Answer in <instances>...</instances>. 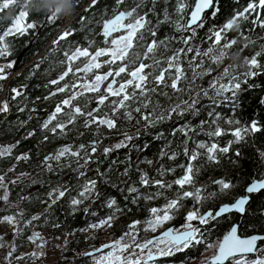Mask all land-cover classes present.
Instances as JSON below:
<instances>
[{"label":"trees","instance_id":"obj_1","mask_svg":"<svg viewBox=\"0 0 264 264\" xmlns=\"http://www.w3.org/2000/svg\"><path fill=\"white\" fill-rule=\"evenodd\" d=\"M68 2L72 9H63L54 21L48 17L59 6L57 0H16L8 9L0 10V34L13 25L20 11H27V21L35 25L22 35L6 36L3 42L11 51L9 62H15L12 67L4 68L6 79H0L2 99L8 104L6 112L0 111V151L10 149L0 156V176L7 181V201L11 203L0 209V219L14 217V223L24 228L19 236L22 240L19 249L25 247L24 236L30 226L37 223L40 229L50 230L52 236L63 237V247L54 264H99L98 257L107 248V241L133 231L144 244L149 240L144 238L158 234L161 229L148 234V224L155 215H163L171 201L178 200L179 206L168 210L171 219L162 221L163 226L186 227L189 212L217 211L222 204L246 192L253 180L264 177V68L252 69L257 72L255 76L245 75L249 71L245 59L258 52L261 55L256 58L264 66V26L259 23V19H264V8L246 14L247 19H241L237 28L226 33L227 41L236 43L225 50L227 55L220 63H215L209 57L197 56V52L203 53L212 47V33L235 13L243 11L251 0H215V9L205 12L202 26L191 28L181 26L187 25L195 0H122L119 3L118 0H97L95 5L92 0ZM181 3L185 5L183 10ZM132 9H136L134 15L143 16L147 23L144 40L133 49L129 59H135L137 54L143 57L153 39L165 41L152 58L143 60L152 65L145 69L150 74L148 87L156 89L147 94L148 107L142 106L140 101L144 98L139 97L113 114L111 101L117 97H109V101L99 105V92L81 95L77 94L76 87V104L72 101L71 105L64 106V112L44 128L57 104L74 92V68L78 61H69L65 53L70 55L78 47L93 49L105 44L108 37L103 35L104 21L120 11ZM65 31L71 35L59 39ZM185 39L188 44L184 43ZM188 47L194 51L181 54L179 59L186 77L178 83L181 91L167 86L176 74L175 69L165 74L166 85L154 83L153 78L168 68V58ZM218 52L219 49H214L213 55ZM154 61L160 64L157 66ZM69 64L73 72L60 80ZM6 65L0 56V66ZM208 68L212 71L194 76ZM225 68L236 76L234 82L240 88L233 89L230 78L223 77L219 83L227 90L217 95L210 84L223 76ZM53 80L59 83H50ZM66 85L64 92L57 91ZM12 89L19 90L21 95L16 96ZM204 91L208 92L207 96L203 95ZM193 100L195 105L187 107ZM177 105V111H170ZM77 106L83 113L93 112L96 122H91L87 115L74 113ZM137 107L141 108L140 112L135 111ZM71 116L75 119L69 124ZM102 118L114 119L115 127L99 124ZM253 122L259 131L249 130L242 132L241 139L235 137L236 128L250 129ZM57 123L66 127L54 133L51 129ZM217 129L222 135H213ZM201 143L206 147H198ZM117 144L122 146L117 148ZM212 144L229 150L216 151L215 159H209L207 147ZM65 147L79 152V156L66 153L59 160L52 158ZM105 149L111 151L105 152ZM193 153L197 154L196 160L190 159ZM23 156L27 159H18ZM189 164L193 168V183L181 188L175 181L185 175ZM90 181L95 182L94 186ZM156 181H161L163 186ZM218 181L231 187L223 190ZM86 187L91 191L85 192ZM197 189L200 199L183 196L184 192ZM53 190L64 191L65 195L50 196ZM73 200L80 203L73 205ZM153 208L158 210L155 215ZM241 218V233L264 232V189L252 193L244 214L230 211L204 225L198 220L191 221L203 233L202 237L198 234L202 243L170 255L155 253L152 260L146 256L141 264L144 261L193 264L206 250L216 249L220 239ZM93 226H97L95 231H90ZM134 250L139 249L133 247ZM261 254L264 255V241L257 253L248 257Z\"/></svg>","mask_w":264,"mask_h":264},{"label":"snow or ice","instance_id":"obj_2","mask_svg":"<svg viewBox=\"0 0 264 264\" xmlns=\"http://www.w3.org/2000/svg\"><path fill=\"white\" fill-rule=\"evenodd\" d=\"M122 2V0H118V3ZM16 0H0V10L8 9L11 5L15 4ZM97 3V0H92V5H95ZM185 5L183 3L180 4V9L183 10ZM257 8H264V0H251V2L247 5V7L241 11L237 12L233 15V17L225 22L220 28L215 30L210 39L212 40V47H209L207 51H204L203 53L197 52V56H204L209 57L213 62L220 63L225 56L227 55L226 49L230 48L232 45L236 43L235 40L227 41L226 33L229 30H233L239 26V21L241 19H247L246 14H250L251 12H255ZM208 9H215V0H196L194 10L191 11L190 18L187 22V25L181 26L185 28H191L193 25L195 27L202 26V17L201 14ZM62 11V8L60 6L57 7V9L54 12L50 13V16L48 19L50 21H54L55 18L59 16V13ZM216 11L218 9L213 11V15L216 14ZM136 12V9H132L128 12H120L117 15L114 16V18L104 21L103 23V35L107 37H111L114 32H122V35H119L118 37L112 38L110 41H107L110 44V47L108 48H98L94 53L89 52L88 49H81L76 48L74 52H72L70 55L68 53H65L67 59L71 62H75L76 60H79L81 57H84L87 59V63H85L84 68L75 69L76 72H93L94 69H100L103 64H109V65H116L115 69H110L108 72L103 74H95L93 81L81 85L85 89L86 92H99L100 91V85L102 82L109 80V77H112L111 81L107 84V87L105 89V94H102L99 96L98 104L104 105L106 101H109V97H117L118 99L112 100V112L113 114H116L120 111V109H124L128 107V102L137 100L139 97H143L144 100H141L140 103L143 107H148V103L145 101L148 100V93L156 91L155 88H149V73L145 71V69L152 67V65H148L143 62L144 59H149L154 56L157 49L163 45H165V41H156L153 39L150 43L147 44L145 51L143 53V57L140 55H136L135 59H129L130 55L132 54V51L134 48L138 47L140 43L144 40V31L146 30V23L147 21L143 16H136L134 15ZM259 18V13L257 14ZM28 12L27 11H20L18 15L14 18L13 25L7 29L3 34H0V56L7 55V45L4 42L6 36L8 35H17V34H24L29 29H32L35 27V25L31 22L27 21ZM130 17V19L127 23H125V18ZM83 19V18H82ZM259 23L261 26H264V19H259ZM194 32V29H193ZM71 35L70 31H65L62 33L59 39H64L67 36ZM152 36H155V32H151ZM190 39V38H189ZM55 43V42H54ZM185 44H188V39L184 40ZM214 49H219L218 54L213 55ZM194 51L191 47H188L187 49H179L178 51L174 52L171 57L168 58V68L162 69L158 75H156L153 78L154 83L158 85H166V79L165 74L169 71V69H175V75L171 78L170 86L175 91H181L180 88H178V83L185 79L183 75V69L179 66V59L181 54H185L186 52H192ZM261 53H256L251 58L245 59V64L249 66V71L245 75L255 76L257 75L256 71H253L252 69H261L264 68L259 61L257 60V56H260ZM101 57H107L108 59L101 61ZM195 59V57H194ZM139 60V64H136V61ZM127 61V62H126ZM154 63L158 66L160 64V61H154ZM131 66V70H129ZM201 65L198 63L196 65L197 68H199ZM5 67H12V64L9 63L6 66H0V79H6V75L4 74V68ZM212 69L208 68L203 73H194L195 75H203L211 72ZM73 72V68L71 64H69L67 70L63 73V75L60 76V80H63L66 76L69 75V73ZM122 74H125L127 79H124L122 82L118 81L116 78L121 77ZM223 77H229L230 83H232L233 89H239L240 84L238 82H234L236 80L235 75H230L229 68H225L223 72L222 77H218L216 81H214L212 84H210V87L215 89L216 94L220 95L224 91L227 90L226 86L224 84L219 83V79H222ZM50 83L57 84L59 83L58 80H53ZM114 85H118V87H114ZM66 87L58 88V92H64L66 90ZM73 87H76V85H73ZM131 88L132 91L129 92L128 89ZM12 91L15 93L16 96L21 95V92L17 89H12ZM55 95V93H53ZM83 95V93H81ZM204 96L208 95L207 91L203 92ZM76 99V97L70 96L67 99H64L61 101L60 104H57L54 112L49 117V120L45 122L43 125L44 128H48L49 123L57 119L58 114H61L64 112V106L71 105L72 101ZM196 101L193 100L192 104H188L187 107L191 108L195 105ZM179 108V105H177L175 108L171 109L170 111L175 112ZM8 110V104L7 102H3L0 104V111L6 112ZM74 113L80 114V115H87L91 122H96V118L93 116V112L83 113L80 107H74L73 109ZM98 111V109L93 110ZM135 111L140 112L141 108L137 107ZM130 117V113H128ZM75 119V116H71L68 120V123H72ZM144 119H148L147 116L144 117ZM159 119H164V117H159ZM99 124L106 125L109 128L115 127V120L109 119V118H102L98 120ZM66 125L63 123H57L54 127H52L51 131L56 132L57 129L63 131L65 129ZM259 131V128L257 127L256 123L253 122L250 126V129H240L236 128L234 130V135L237 139L242 138V132L246 133L247 131ZM31 135V133H30ZM213 135L220 136L222 135V131L217 129L213 133ZM130 139V137L128 138ZM122 144H117L115 147L119 148ZM81 148H84L83 145L80 146ZM200 148H205L206 145L201 143L198 145ZM10 149H6L3 151H0V156H3L6 154L7 151ZM228 147L219 148L218 145L212 144L211 146L207 147V152L209 153V159H215V156L213 153L216 151L220 152H228ZM92 151L95 152V147L92 148ZM105 152L111 151V149H105ZM66 153H71L73 156H79V152H71V149L68 147L62 148L58 151V153L52 157L53 159L59 160L61 157L65 156ZM23 158L27 159V156L19 157L18 159ZM48 158L46 157V160ZM191 160L197 159V154L193 153L190 157ZM4 177L0 176V188L5 187L3 184ZM143 182L145 184L148 183L147 179H144ZM92 186H94V181L89 182ZM157 184H161V181H156ZM175 183L181 188L185 184H191L193 183V168L191 164L188 165L185 175L176 180ZM217 183H220L222 185V189L226 190L231 187L229 183H224L222 181H218ZM163 186V185H162ZM171 186V185H167ZM264 189V180L255 181L253 182L246 191L248 193H253L257 190ZM90 188H85V192H90ZM199 189L196 190V192H184V197H193L195 199H200L199 197ZM51 195H57V197H63L65 195L64 191H59L57 193L56 190H53V193H50ZM83 196L84 193H81ZM0 199H7V194L3 197H0ZM247 201V197H242L236 201L235 204L231 205L230 207L228 205H224L220 208L218 212L215 214L209 212L205 215H200L197 211H192L187 214V221L189 223L186 225V230L181 232H174V230L169 229L168 231L163 233V237L166 239H159L157 243H164L166 245L165 249H160V255H170L173 251H182L185 249H189L193 247L195 244H200L203 242L202 239L198 238V234L200 237L203 236V233L200 232V229L195 227L191 221L198 220L199 224L204 225L208 224L210 220H215L216 217L220 216L221 214L231 211L232 209H237L240 212L244 211V205ZM73 205H76L80 203L79 200H73ZM179 206L178 200L171 201L167 206L166 209L163 211V215H155L157 213V209L153 208L151 211L155 215L154 221L149 222L155 230V227H157L162 221H166L171 219V216L168 214V210L174 209ZM5 221L12 223L14 222V217L8 216L3 218ZM33 219H38V217H33ZM138 223V222H136ZM237 228L235 226L232 227L230 233L224 237L223 242L219 244V254L215 255L212 258V261L210 264H222L223 261L227 260L229 257H234L238 253L239 254H246L250 253L256 250L255 245L256 241L258 239L264 240V237H250L246 239H241L237 236ZM38 235V234H37ZM128 235V234H126ZM29 239H33L32 237H29ZM153 240H149L144 244H135L134 247L136 249H140V253H136L132 251L133 245L124 244L120 246L117 250L121 253L128 252L129 254L127 256L124 255H115L114 252L108 253V264H141V257L143 254V250L148 247V245L153 244ZM120 241H114L111 246L106 245L105 247H113L117 248L118 245H120ZM11 255V253H9ZM153 254L151 252L148 253L147 260H152ZM99 264H105L104 259H102ZM144 264H147V261H144ZM235 264H246V261L243 259V257L240 260H237ZM253 264H264V259H258L253 262Z\"/></svg>","mask_w":264,"mask_h":264},{"label":"rangeland","instance_id":"obj_3","mask_svg":"<svg viewBox=\"0 0 264 264\" xmlns=\"http://www.w3.org/2000/svg\"><path fill=\"white\" fill-rule=\"evenodd\" d=\"M122 35V34H121ZM118 37V36H117ZM89 50V52L94 53L97 48L92 49L90 47H85ZM81 48V49H85ZM75 51V50H74ZM72 51V52H74ZM71 52V53H72ZM7 55L2 56V62L6 65L10 60L11 51L7 49ZM131 56V55H130ZM106 57H101L100 60L102 61ZM130 58V57H129ZM80 63V65H83L87 63V59L84 57H81L79 60H76ZM15 60H12L11 63H13ZM8 63V64H9ZM131 70V69H129ZM82 74L79 75L81 77ZM3 103L2 94L0 92V104ZM3 184L5 187L0 188V197H3L5 193L7 194V181L4 179ZM8 195V194H7ZM11 203L7 201V199H0V209L9 206ZM201 215V213H199ZM155 216L151 218V221H154ZM97 226H93L90 231H95L94 228ZM99 228V227H98ZM163 223L161 222L157 227H155V230H153L151 224H148L147 227V233H153L160 229H163ZM186 227H183L182 229H185ZM108 228H105L107 230ZM103 230V228H102ZM24 231V228L22 225H17L14 222L9 223L5 221L4 219H0V264H54L56 259L59 257L61 253V249L63 247V237H57L52 236L50 234V230H42L39 228L38 224H32L30 226L29 232L24 236L26 239V244L23 249H19V243H22L19 238L21 233ZM38 234V235H37ZM128 235L124 234L120 238L112 239L107 241L108 246H111L114 241H120L121 244L117 246V248L113 247H107L103 252L102 255L98 257V259L101 261L104 259L105 264H108V253L114 252L115 255H124L127 256L129 253L124 252L121 253L117 249L124 245H134L139 243V240L137 239L136 232H129ZM23 237V236H22ZM29 237H32L33 239H29ZM148 238H144V240H148ZM159 240V239H158ZM156 240L152 245H148L145 252L142 254L141 260L144 259L146 256H148V253H160V249L166 250V245L164 243H157ZM140 250V249H139ZM139 250H134L136 253H140ZM215 248H210L206 250L199 258L193 263V264H208L209 259L213 254L215 253ZM11 253V255H9ZM243 257V259L246 261V264H253L254 261L258 259H264V255H258L255 257H247V256H238L233 258V263L237 260H240ZM148 264H158V262H148ZM168 264V263H163Z\"/></svg>","mask_w":264,"mask_h":264},{"label":"flooded vegetation","instance_id":"obj_4","mask_svg":"<svg viewBox=\"0 0 264 264\" xmlns=\"http://www.w3.org/2000/svg\"><path fill=\"white\" fill-rule=\"evenodd\" d=\"M125 23H127L128 22V17L125 19V21H124ZM121 34H123L122 32H116V33H114V34H112V36L111 37H108V40H105V44H103V45H101V46H98L97 47V49L98 48H108V47H110V44L107 42V41H110L112 38H115V37H117V36H119V35H121ZM94 49V48H93ZM96 49V48H95ZM106 59H108L107 57L105 58V59H103L102 61H104V60H106ZM84 65L85 64H83V65H80V63L79 62H77V65H76V68H74V69H77V68H80V69H83L84 68ZM110 69H112V66L111 65H109V64H103L102 65V67L100 68V69H94L93 70V72H83V71H80V72H76V82H75V85H76V87H77V94H80V93H82V92H85V93H90V92H86L85 91V89L83 88V87H81V85H84V84H88V83H90V82H92L93 81V78H94V75L95 74H103V73H106V72H108ZM80 74H82V76L81 77H79V75ZM122 76L124 77V79H127V76L125 75V74H122ZM111 79H112V77H109V80H107V81H104V82H102L101 83V85H100V91H99V96L100 95H102V94H105V89H106V87H107V84L111 81ZM118 81H123V80H119V77H117L116 78ZM76 87H74V92L71 94V95H69V96H67L65 99H67V98H69L70 96H75L76 97ZM114 87H118V85H114ZM73 103L74 104H76V99H74L73 100ZM261 178H264V177H261ZM262 189H260V190H257V191H255V192H259V191H261ZM247 192H244V193H242V194H240L239 196H241V195H245ZM254 193V192H253ZM251 195H252V193L250 194V199H251ZM238 196V197H239ZM237 197V198H238ZM237 198H234L232 201H229L228 203H231V202H234ZM250 199H249V201H250ZM248 201V202H249ZM247 205H248V203H247ZM247 205H246V208H247ZM209 211V210H208ZM211 211L213 212V214H215V211H213V209H211ZM235 212H236V210H234ZM233 212V211H232ZM229 213V212H228ZM239 213V212H238ZM227 214V213H226ZM201 215H204V214H201ZM224 215V214H223ZM220 217V216H219ZM241 222H242V218H241V221H239V223H240V226H241ZM171 226H173L174 227V231H180V230H185V229H182L183 227H181V228H177V227H175L174 225H169V226H166V227H164L163 229H161L159 232H161L162 230H164V229H166V228H169V227H171ZM195 227H196V225H194ZM240 233H241V230H240ZM242 235H247V234H243V233H241ZM154 235H156V234H154ZM153 236V235H152ZM151 238V237H150ZM149 238V239H150ZM164 238V237H163ZM158 239H161V238H157V239H155L154 240V242L156 241V240H158ZM222 239V238H221ZM220 239V240H221ZM264 240H261L260 242H259V245H258V248L260 247V245H261V243L263 242ZM219 243H220V241H219ZM152 245V244H151ZM150 246V245H149ZM218 246H219V244H218ZM218 246L216 247V251H217V248H218ZM258 250V249H257ZM216 251H215V253H216ZM214 253V254H215ZM257 253V252H256ZM256 253H254V254H256ZM213 254V255H214ZM249 255H252V254H244V255H239V256H249ZM234 257H238V256H234ZM234 257H232V258H230V260L226 263V264H232L234 261H233V258Z\"/></svg>","mask_w":264,"mask_h":264},{"label":"water","instance_id":"obj_5","mask_svg":"<svg viewBox=\"0 0 264 264\" xmlns=\"http://www.w3.org/2000/svg\"><path fill=\"white\" fill-rule=\"evenodd\" d=\"M195 3H196V0H195ZM195 3H194V5H193L191 11L194 10ZM208 10H209V9H208ZM208 10H205V11L201 14V17H202V18H203V16H204L205 12L208 11ZM191 11H190V13H189V18H190ZM120 12H128V11L123 10V11H120ZM120 12H118V13H120ZM118 13H116L115 15H117ZM115 15H113V16H112L111 18H109V19L114 18ZM126 18H127V17H126ZM126 18H125V19H126ZM189 18H188V20H189ZM109 19H108V20H109ZM193 26H194V25H193ZM114 33H116V32H114ZM114 33H113V34H114ZM260 180H264V178L253 180V181H252V182L246 187V189H247V188H248L253 182H255V181H260ZM246 192H247V191H246ZM250 194H251V193H248V192H247L245 195H241V196H239L234 202H231V203H224V204H222V205L217 209V211H215V213L218 212V211L220 210V208L223 207L224 205H228V206L230 207L231 205L235 204L236 201H237L238 199H240V198H242V197H247V201H246V203H245V205H244V211H243V212H240V211L237 210V209H232V210H231V211L236 210V211H238V212L244 214V213H245V210H246V205H247V203H248V201H249V199H250ZM209 212L213 213L211 210H209V211H207L205 214H207V213H209ZM228 212H230V211H228ZM228 212H225V213H223V214H226V213H228ZM205 214H204V215H205ZM223 214H221V215H223ZM221 215H220V216H221ZM233 226H235V227L237 228V233H236V234H237V236L240 237L241 239H246V238H250V237H253V236H256V237H264V232H255V233H252V234H249V235H242V234L240 233V223H239V222L234 223V224L232 225V227H233ZM232 227H231V228L229 229V231H228V232L222 237V239L220 240V243H222L224 237L227 236V235L230 233ZM169 229L174 230V227L171 226V227H169V228H166V229L162 230V231L159 232L158 234L152 236L149 240H153V241H154V240L157 239V238H163V233L166 232V231H168ZM185 230H186V229H185ZM181 231H184V230L174 231V232H181ZM149 240H148V241H149ZM260 241H261L260 239H258V240L256 241V245H255L256 250H255V251L250 252V253H246V254H254V253H256ZM220 243H219V244H220ZM152 254H153V258H154V257H155V253H152ZM217 254H219V246H218V248H217L216 253H215L213 256L210 257V259H209L210 262L212 261V258H213L215 255H217ZM239 255H244V254H239V253H238L236 256H239ZM230 258H232V257H229L227 260L223 261L222 264H226V263L230 260Z\"/></svg>","mask_w":264,"mask_h":264},{"label":"clouds","instance_id":"obj_6","mask_svg":"<svg viewBox=\"0 0 264 264\" xmlns=\"http://www.w3.org/2000/svg\"><path fill=\"white\" fill-rule=\"evenodd\" d=\"M58 5L63 9H72V5L68 2V0H57Z\"/></svg>","mask_w":264,"mask_h":264}]
</instances>
